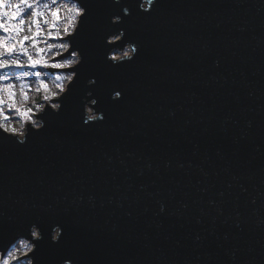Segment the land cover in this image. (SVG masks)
Listing matches in <instances>:
<instances>
[{"label":"water","instance_id":"95a60500","mask_svg":"<svg viewBox=\"0 0 264 264\" xmlns=\"http://www.w3.org/2000/svg\"><path fill=\"white\" fill-rule=\"evenodd\" d=\"M139 3L82 0L59 113L24 144L0 130V251L35 224L39 264H264V0ZM121 27L138 51L113 67ZM89 91L104 119L85 124Z\"/></svg>","mask_w":264,"mask_h":264},{"label":"rangeland","instance_id":"374dc122","mask_svg":"<svg viewBox=\"0 0 264 264\" xmlns=\"http://www.w3.org/2000/svg\"><path fill=\"white\" fill-rule=\"evenodd\" d=\"M4 7L0 9V13H7V15H0V23L5 24L6 27L12 29L14 25H18L20 30H10L5 33L0 29V41L3 42L4 46H14V51L9 54L5 53L0 56V59L11 61L13 59H19V61L24 65L23 67H16L9 64L7 67L0 68V99L4 100L3 105H0V112L3 113L0 116V124L4 126L11 125L16 127L19 123H28L29 119L24 118L21 113L31 109L30 117L37 114L39 105H50L51 98L45 100L42 98L40 101H35L39 96L47 95L44 89L41 87L40 81L42 80L47 84L49 92H54L59 95V89L56 87L57 84L65 85V81H57L56 76L62 75L66 76L69 71H56L51 72L47 68L55 69L51 67L53 63H63V60L58 54H65L66 52L59 48L58 45L61 43L69 44V41L63 40L67 35L71 34L77 23L78 16L75 11H69V9L76 5L80 7L77 2L72 0H28V3L32 5V8H28V4L22 3L21 0H3ZM19 4V8L14 7ZM47 5V7H45ZM36 11L40 15L35 17L36 23H33L32 12ZM58 12V19L52 16V12ZM13 12H20V15L12 19L11 14ZM24 20V24H20V21ZM31 29V31H29ZM65 29H67V34H65ZM51 31L53 33L59 32V38H51L47 33ZM36 34V35H34ZM22 36L32 37L29 40H25L23 45L19 44L18 41L21 40ZM51 45V47H49ZM23 49H27V56L23 54ZM37 49H43V51L38 52ZM0 47V51H2ZM120 53H113L112 55H119ZM28 56L33 59L46 60L48 61V66L45 67L42 64H38L35 68L28 66ZM54 58H59L53 60ZM66 58H71L66 57ZM41 72L42 76L40 80H37L35 73ZM11 84L13 86L12 91L14 95L15 107L12 106L13 101H9L8 91L4 88V85ZM27 96V100L24 96ZM27 106V108L21 109V107ZM3 128V127H2ZM15 251L13 246L11 250L3 257L0 254V264L3 261L9 259V253ZM19 264H24L26 257L17 255ZM23 258L22 260H20ZM10 264H16V261H10Z\"/></svg>","mask_w":264,"mask_h":264},{"label":"clouds","instance_id":"9594fccd","mask_svg":"<svg viewBox=\"0 0 264 264\" xmlns=\"http://www.w3.org/2000/svg\"><path fill=\"white\" fill-rule=\"evenodd\" d=\"M81 7L79 8V16L84 17L87 13V9L83 6L82 0ZM113 4H121V0H111ZM155 0H151V3L148 4L147 7H145L144 0H140V3L138 4V10L142 12H149L150 4H154ZM120 15H112L109 17V23L111 25H117V24H123L124 20L123 17H127L131 15L130 9L126 6H121L120 8ZM125 36V29L123 27L116 29L111 34H108L104 37V43L108 46H115V47H109L108 51L105 55L106 62H110V66H116L120 63L132 61L138 51V44L133 41H127L123 43L122 47L119 46L118 42L122 41ZM64 51L68 50V44L65 43ZM120 53L119 55H112V53ZM115 58V59H113ZM83 60V56L80 55V49H76V51L72 54L71 57V64L66 65L67 68L70 69L69 73L64 76L65 85H60V91L59 96L55 100V102L51 103L48 108L49 110L57 114L59 113L62 104L60 102V97L64 96L65 93L68 92L69 86L72 85L73 81L75 80L77 76L76 71H72L71 69L76 68L77 65H80ZM96 83L95 78H90L86 81L87 86H92ZM58 87V85H56ZM57 96V94H56ZM89 97H92V93L86 92L84 97L81 99V103L83 104V116H84V123L87 124L89 122H96V121H103L104 115L102 112H97L94 108V106L97 103V100L95 98L89 99ZM121 97L117 96L115 92H112L111 99L112 100H119ZM95 101V102H94ZM45 108V105L41 104L39 105V109L41 110L42 114L43 109ZM41 115V114H40ZM40 115H38L35 119H29L31 122V127L26 128L24 123H19L15 129L16 133L14 136V140L16 143L24 144L29 130H40L44 127V121L40 119ZM7 129V130H6ZM3 132L11 134V129L8 128V126H5L3 128ZM63 229L60 226H54L49 233V240L51 244H58L60 242V237L62 235ZM43 240V236L41 234L40 229L35 225L32 224L29 226L26 234H20L17 235L14 239L8 243V245L14 246L15 255L24 256L26 257V260L24 261V264H39L37 257L33 254L36 252L37 248V242ZM234 256V254H233ZM60 264H75V261L73 259H63L60 261Z\"/></svg>","mask_w":264,"mask_h":264},{"label":"snow or ice","instance_id":"6c2138e0","mask_svg":"<svg viewBox=\"0 0 264 264\" xmlns=\"http://www.w3.org/2000/svg\"><path fill=\"white\" fill-rule=\"evenodd\" d=\"M21 2H22V3H25V4H28V8H29V9L32 8V5H31L30 3H28V0H21ZM53 2H55V0H53ZM149 3H151V0H149ZM81 6H82V5H81ZM81 6H80V7H81ZM3 7H4L3 0H0V9H2ZM14 7L19 8V4L15 5ZM45 7H47V5H45ZM80 7H77L76 5H73V6L69 9V11H75V13H76L77 15H79V8H80ZM0 15H7V13H0ZM19 15H20V12H13V13L11 14V18H12V19H15V18H17ZM37 15H40V14L33 10V12H32V16H33V21H32V22H33V23H36V21H35V17H36ZM52 16H53L54 18L58 19V12H57V11H53V12H52ZM81 18H82V17H81ZM24 23H25L24 20H21V21H20V24H21V25L24 24ZM0 29H2L5 33L9 32L10 30H15V31H19V30H20V28H19L18 25H14L12 29H9V28L6 27L5 24H3V23H0ZM29 31H31V29H29ZM78 31H79V29L77 30L76 34L78 33ZM65 34H67V29H65ZM34 35H36V34H34ZM47 35H48L49 37H51V38H59V36H60L59 32L53 33V32H51V31H49V32L47 33ZM75 36H76V35H75ZM75 36L72 37V41H74ZM31 38H32V37L24 36L21 40L18 41V43L21 44V45H23V43H24L25 40H29V39H31ZM64 45H65V43H61V44L58 45V47L61 48V49H63V48H64ZM0 47H2V49H3L2 51H0V56H3L5 53H9V54H11V53L14 51V46H4L2 41H0ZM49 47H51V45H49ZM77 48L80 49L79 47H76V46L74 45V47H72V49L69 50V49H70V46H69V44H68V50L65 51V52H66L70 57H72V54L76 51ZM37 51L40 52V51H43V49H37ZM23 54L27 56V49H23ZM58 55H60V58L63 60V63H53V64H51V67H52V68H55V69H66V68H67L66 65H70L71 62H72V61H71V58H70V59H69V58H65L63 54H58ZM80 55L82 56L81 50H80ZM113 59H115V58H113ZM9 64H11V65H13V66H16V67H23V66H24V65L19 61V59H13V60H11V61L0 59V68H2V67H7ZM38 64H42V65H44L45 67H47V66H48V61H46V60H39V59H33L31 56H28V66H29V67L35 68ZM78 66H79V65H77L76 68H77ZM76 68H73V69H71V70H72V71H76ZM35 76H36L37 80H40V77L42 76V73H41V72H36V73H35ZM63 79H64V76H62V75H57V76H56V80H57V81H61V80H63ZM40 84H41V87L44 89L45 93H47V95L44 97L45 100L50 99V98H53V99H54V98L56 97V93H54V92H49V89H48L47 84H45L42 80L40 81ZM57 85H58L57 88H58L59 91H60V87H59V86H60L61 84H57ZM69 87H70V86H69ZM4 88H6L7 91H8V97H7V99H8L9 101H13L12 106L15 107V103H14V95H15V93L12 91L13 86H12L11 84H7V85H4ZM113 92H115V94H116L117 96L122 97V93H121V91H119V90H114ZM64 95H66V93H65ZM62 97H63V96H62ZM62 97H60V98H62ZM24 99L27 100V96H26V95L24 96ZM94 102H95V101H94ZM3 103H4V100H3V99H0V105H3ZM30 113H31V109H28L27 111L22 112L21 115H22L24 118L30 119V118H31V117H30ZM2 115H3V113L0 112V116H2ZM0 127H3V128H4L5 126H4L3 124H0ZM8 128L11 129L12 137H14V136H15V133H16V129H15V127H12L11 125H9ZM6 130H7V129H6ZM5 138H9V137H5ZM10 261H16V264H19L18 257H17V255H15V253H13V252H12V253H9V259L4 260V261H3V264H10Z\"/></svg>","mask_w":264,"mask_h":264},{"label":"bare ground","instance_id":"6f19581e","mask_svg":"<svg viewBox=\"0 0 264 264\" xmlns=\"http://www.w3.org/2000/svg\"><path fill=\"white\" fill-rule=\"evenodd\" d=\"M113 54V53H112Z\"/></svg>","mask_w":264,"mask_h":264}]
</instances>
